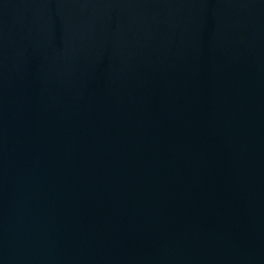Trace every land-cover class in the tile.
Returning a JSON list of instances; mask_svg holds the SVG:
<instances>
[{
  "label": "water",
  "instance_id": "1",
  "mask_svg": "<svg viewBox=\"0 0 264 264\" xmlns=\"http://www.w3.org/2000/svg\"><path fill=\"white\" fill-rule=\"evenodd\" d=\"M0 264H264V0H0Z\"/></svg>",
  "mask_w": 264,
  "mask_h": 264
}]
</instances>
